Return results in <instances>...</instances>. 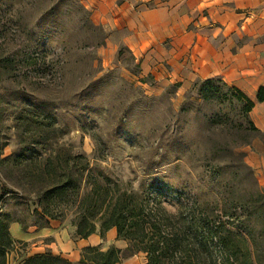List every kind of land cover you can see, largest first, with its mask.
I'll list each match as a JSON object with an SVG mask.
<instances>
[{
  "label": "rangeland",
  "instance_id": "1",
  "mask_svg": "<svg viewBox=\"0 0 264 264\" xmlns=\"http://www.w3.org/2000/svg\"><path fill=\"white\" fill-rule=\"evenodd\" d=\"M212 10L187 12L174 22L195 42L208 38L198 44L203 58L213 48L224 56L226 49L238 54V64L206 65L208 77L183 88L162 79L159 69L158 75L144 71L117 33L93 23L82 0H0V186L7 191L0 220L11 240L6 264L48 252L79 264L86 247H115L117 264H146L145 254L118 239L116 230L101 237L99 221L94 234L80 239L74 193L53 200L54 218L42 213L37 195L68 178L78 197L93 187L130 195L129 208H143L145 221L167 218L163 235L178 230L192 207L257 237L263 227L254 217L245 220L243 207L264 190V130L234 100L204 102L194 85L219 81L255 101L264 87V18L255 8L239 10L237 18L214 17ZM225 25L232 28L220 39ZM162 49L169 51L170 40ZM182 49L174 47L175 56ZM249 53L253 60L246 64ZM153 60L170 73L164 55ZM255 110L264 121V105Z\"/></svg>",
  "mask_w": 264,
  "mask_h": 264
},
{
  "label": "trees",
  "instance_id": "2",
  "mask_svg": "<svg viewBox=\"0 0 264 264\" xmlns=\"http://www.w3.org/2000/svg\"><path fill=\"white\" fill-rule=\"evenodd\" d=\"M194 87L204 102L215 100L227 103L234 100L241 106L243 116L249 115L255 101L264 104V87L257 90L255 101L237 88L228 87L219 81H201ZM52 164L54 163L49 166L52 167ZM6 193V187L2 184L0 200ZM68 193L76 196L73 225L80 239L94 234L96 222L99 221L101 237L114 228L118 239L133 243L137 246V251L145 254L146 264H254V259L246 247L247 237L251 238L257 251L256 261L264 264V209L261 206L264 203V190L243 207L245 220L254 217L263 227L257 237L252 234V229L243 235L240 231H233L232 224L228 221L218 220L205 210L192 207L186 210V217L182 219V226L178 230L163 235L162 227L168 221L167 218L145 221L143 208H129L127 200L131 198L130 195L123 193L115 196L108 190L101 194L99 189L93 187L87 194L78 197V187L69 178L63 183L53 181L37 195L42 213L54 218L49 209L50 204ZM10 244L7 223L0 220V264H6L5 251ZM119 261L120 250L115 247L105 251H100L97 247H86L82 251L79 264H117ZM23 264L72 263L48 252L28 258Z\"/></svg>",
  "mask_w": 264,
  "mask_h": 264
},
{
  "label": "crops",
  "instance_id": "3",
  "mask_svg": "<svg viewBox=\"0 0 264 264\" xmlns=\"http://www.w3.org/2000/svg\"><path fill=\"white\" fill-rule=\"evenodd\" d=\"M82 1L91 11L93 23L100 22L106 30L117 33L119 41L131 51L136 59H141L144 71L154 73L159 69L161 72L159 76H164L162 79H169L170 82H182L183 88L189 86L198 76L208 77V75L203 74L202 68L204 66L221 65L222 61L228 60L229 66L234 67L238 64L239 57L237 53L229 52L226 54V49L223 50V52L225 51L223 56L222 53L218 54V49L213 48V53L208 58H203L201 56L203 48L198 47V44H202L203 41L206 42L208 38L205 35L203 36L206 39L198 36L195 42L194 36L185 31L179 32L178 24L174 22L175 17L179 18L180 15L188 17L187 12L192 13L196 10L201 12L205 8H212L214 17L237 18L241 15L238 14L239 10L255 8L257 9L256 17L264 18V0H197L195 3L192 2L191 6L186 4V1L189 0H165L164 3L152 8L148 6V3H155L157 0ZM231 28V26L225 25V29H219V38L221 39V36ZM210 31L208 30V32ZM166 40H170V49L167 52L162 49V43ZM180 45L183 47L181 55L175 56L174 47ZM161 54L171 65L170 73L164 74L159 65L155 67L153 64L155 63L153 58L158 59ZM246 60V64L248 60L249 63H252V54L249 53ZM255 103L251 115H253L252 118L255 123L264 130V121H258L260 118L255 110L256 106L264 104L256 101ZM114 232L115 229L109 230V236L112 237Z\"/></svg>",
  "mask_w": 264,
  "mask_h": 264
}]
</instances>
